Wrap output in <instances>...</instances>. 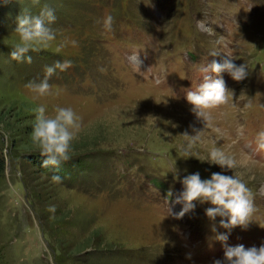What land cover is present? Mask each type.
I'll return each instance as SVG.
<instances>
[{
  "label": "rangeland",
  "instance_id": "374dc122",
  "mask_svg": "<svg viewBox=\"0 0 264 264\" xmlns=\"http://www.w3.org/2000/svg\"><path fill=\"white\" fill-rule=\"evenodd\" d=\"M45 5L54 10L48 27L55 39L33 43L31 63L11 59L19 42L16 17L31 8L37 15ZM107 15L114 17L111 30L103 27ZM227 55L248 75L236 81L220 74L233 99L211 110L205 126L186 91L201 82L203 66ZM65 60L72 66L49 79L51 94L36 96L28 84ZM40 106L48 115L70 107L78 117L70 163L60 170L42 166L30 139ZM260 131L264 0H0V264L223 259L215 235L228 230L220 217L206 216L209 203L195 201L182 218L174 215L183 207L175 202L181 180L196 172L202 179L213 172L241 176L256 211L246 229L231 230L227 245H264ZM213 148L234 158L236 167L204 160Z\"/></svg>",
  "mask_w": 264,
  "mask_h": 264
},
{
  "label": "clouds",
  "instance_id": "9594fccd",
  "mask_svg": "<svg viewBox=\"0 0 264 264\" xmlns=\"http://www.w3.org/2000/svg\"><path fill=\"white\" fill-rule=\"evenodd\" d=\"M5 3L9 0H4ZM34 3L38 0H33ZM54 10L45 6L37 15H32L27 9L16 17L15 32L19 35L16 43L9 53L11 59L18 62L31 63L29 55L33 51V43H47L55 39V33L48 27L55 21ZM114 17L107 15L103 19V27L111 30ZM218 53L214 54L217 55ZM71 61H56L51 66H46L43 79L30 82L29 89L38 97L51 94L49 79L57 70L65 71L70 68ZM201 82L192 90L186 91V100L192 105L191 111L198 119L205 122L211 120V110L228 105L233 99V93L228 89L221 73L227 72L232 79L240 81L247 75L244 64L237 66L234 59L226 56L222 62L212 60L200 69ZM212 74H215L213 76ZM79 128L78 117L70 107H56L54 114H46L44 106L35 109V121L32 126L30 139L42 160V166L59 168L62 162H67L70 157L72 141L76 138ZM258 151H264V131H260L255 138ZM207 160L210 164L220 166L222 169L232 170L236 161L226 152L213 148L209 151ZM201 160V161H204ZM58 175L53 176L56 182L61 181ZM181 183L183 190L176 195V203L183 205L176 218H182L185 213L196 207L195 201L209 203L205 214L210 221L220 217L219 226L227 232H216L215 239L224 245L223 259H214L211 264H264V245L245 248L244 245L228 246L229 233L235 227L246 229L256 211L252 193L247 183L239 175H226L222 172L211 173L210 178L202 179L199 172L186 175ZM172 193L169 192V196ZM54 211V206H51ZM264 227V226H262ZM215 232V226L213 228Z\"/></svg>",
  "mask_w": 264,
  "mask_h": 264
},
{
  "label": "trees",
  "instance_id": "16d2710c",
  "mask_svg": "<svg viewBox=\"0 0 264 264\" xmlns=\"http://www.w3.org/2000/svg\"><path fill=\"white\" fill-rule=\"evenodd\" d=\"M37 3V2H36ZM35 4V3H34ZM45 6H47V7H49L50 8V6L49 5H45ZM44 6V7H45ZM33 11V9L31 8L30 10H29V12L31 13ZM38 11H40V10H38ZM20 12H21V10H20ZM34 13V12H33ZM32 13V14H33ZM13 24H15L14 22V19L13 20H10ZM69 163L70 162H65L64 164L65 165H69ZM62 167H63V164H61L60 165V167L59 168H61L62 169ZM58 168V169H59ZM48 169V168H47ZM53 169H57V168H53ZM52 171V169H48V171ZM60 170V169H59ZM3 173H4V159L2 158V157H0V182H1V180H2V178H3Z\"/></svg>",
  "mask_w": 264,
  "mask_h": 264
},
{
  "label": "bare ground",
  "instance_id": "6f19581e",
  "mask_svg": "<svg viewBox=\"0 0 264 264\" xmlns=\"http://www.w3.org/2000/svg\"><path fill=\"white\" fill-rule=\"evenodd\" d=\"M245 159V158H244ZM247 161V160H246ZM253 164V163H252ZM249 165V164H248Z\"/></svg>",
  "mask_w": 264,
  "mask_h": 264
}]
</instances>
